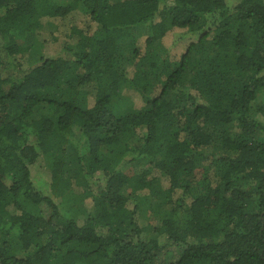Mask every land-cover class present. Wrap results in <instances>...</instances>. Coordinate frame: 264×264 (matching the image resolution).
I'll return each instance as SVG.
<instances>
[{
	"label": "trees",
	"instance_id": "trees-1",
	"mask_svg": "<svg viewBox=\"0 0 264 264\" xmlns=\"http://www.w3.org/2000/svg\"><path fill=\"white\" fill-rule=\"evenodd\" d=\"M0 264H264V0H0Z\"/></svg>",
	"mask_w": 264,
	"mask_h": 264
},
{
	"label": "rangeland",
	"instance_id": "rangeland-1",
	"mask_svg": "<svg viewBox=\"0 0 264 264\" xmlns=\"http://www.w3.org/2000/svg\"><path fill=\"white\" fill-rule=\"evenodd\" d=\"M227 2H228V4L231 6V7H233L234 5H236V3H237V0H227ZM58 34V33H57ZM57 34H56V36H57ZM139 33H137V32H135V35L137 36L136 38V40H138V39H142V38H145V37H143L144 35H138ZM183 32L182 31H175L173 34H171L168 38H167V40L165 41V45H166V47H167V49H169V55H170V58L172 59V60H174V59H177V58H179L180 57V55H181V53H183L184 52V48L186 47L187 48V46H188V44H190V39L188 38L189 36L187 35V37H183ZM50 37H51V32L49 31V30H47L46 32H45V34H44V39H47V40H50ZM62 38V40L60 41V42H57L54 46H53V48H51V49H49L48 50V54H50L48 57H51V56H56V54L60 51V48L59 47H61V44H62V42H63V39H64V37L62 36L61 37ZM142 43V41H140V44ZM127 45H129V42H123L122 44H121V46H124V47H126ZM49 47V46H48ZM47 47V48H48ZM143 50V49H142ZM47 55V54H46ZM15 59H16V62L17 63H20L21 64V66L23 67V68H28L29 67V65H30V63L28 62V59H23V57H21V56H17V57H15ZM31 61H32V59H31ZM32 65V64H31ZM127 70L130 72H132V68L130 67L129 69L127 68ZM131 75V74H130ZM131 77V76H130ZM135 96H133V100L135 101V104H136V107L137 108H139V107H141V101H140V98L138 97V95L137 94H134ZM39 165H37L36 167H34L33 169H36L37 167H38ZM41 174L43 173V174H45L44 172H40ZM46 179H47V176H46ZM80 191H83V189H80ZM84 192V191H83ZM179 196V194H177L176 195V197H178ZM132 207H133V205H132ZM76 208H77V206H76ZM63 213H65V214H67V213H69V216L70 217H72V218H74L75 219V215H76V212H71L70 211V209H68V206H65L64 205V208H63ZM79 216H78V219L80 218V216L81 215H83V214H78ZM149 216H150V214H149Z\"/></svg>",
	"mask_w": 264,
	"mask_h": 264
}]
</instances>
